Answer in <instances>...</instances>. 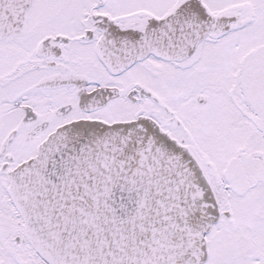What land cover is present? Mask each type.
<instances>
[{
  "label": "snow or ice",
  "instance_id": "obj_1",
  "mask_svg": "<svg viewBox=\"0 0 264 264\" xmlns=\"http://www.w3.org/2000/svg\"><path fill=\"white\" fill-rule=\"evenodd\" d=\"M0 264H264V0H0Z\"/></svg>",
  "mask_w": 264,
  "mask_h": 264
}]
</instances>
